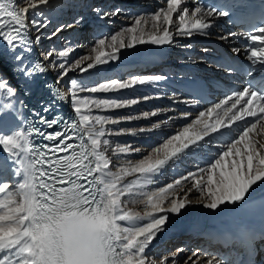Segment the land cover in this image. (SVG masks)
I'll use <instances>...</instances> for the list:
<instances>
[{"label": "snow or ice", "instance_id": "6c2138e0", "mask_svg": "<svg viewBox=\"0 0 264 264\" xmlns=\"http://www.w3.org/2000/svg\"><path fill=\"white\" fill-rule=\"evenodd\" d=\"M190 2L192 7L188 6L189 0H166V5L154 12L136 14L130 26L114 34L101 35L90 54L70 63L65 58L75 51V45L49 49L42 55L52 63L45 64L43 60H31L33 44L38 45L42 37L37 34L33 41L29 32L35 28L40 33L53 23L41 7L51 8L49 0H23V7L16 0H0V40L10 53L14 74L28 84H34L38 75L43 77L50 70H58L55 84L59 86L69 72L79 69L87 73L97 66L114 64L121 59L123 50L138 46L190 49L192 45L180 44V39L210 36L215 20L223 17L247 26L248 43L243 47L249 64L242 65L224 56L217 67L229 76L253 77L259 73L247 80L242 89L200 112L194 121L153 147L148 155L135 163L121 159L118 165L113 164L109 150L112 156L127 157L140 148L114 144L106 137L125 132L136 135V130L107 125L141 116L128 114L113 118L93 114V109L107 112L153 97L97 98L79 94L155 85L168 79L166 75L133 76L126 81L104 79L91 85L70 79L68 94L61 87L55 88L54 93L56 101L70 96L75 119L61 116L48 119L33 110L39 125L57 128L52 132L43 131L24 115L17 89L7 77L0 75V152L4 154L0 157V264H179L176 257L185 248L161 256L158 262L149 249L158 235L167 230L170 215L180 216L191 204L188 194L177 195L184 190L183 181L192 184L189 193L194 189L200 194L199 198L205 201L204 208L217 214H231L234 230L225 233V243L230 245L235 241L244 249L243 254L238 253L231 260L223 255L220 258L207 253L202 256L193 250L184 264L189 261L199 264L200 259L205 264H256L255 256L264 250L256 248V243L264 240V228L256 231L246 221L257 205L254 197L264 185V142H261L264 139V0ZM92 11L108 18L120 15L123 10L109 12L94 7ZM82 21L83 17H77L73 24H59L46 34L47 38ZM218 38H239V34L228 32ZM240 52L241 48L232 49L233 55L238 56ZM54 53L59 63L53 59ZM86 61L91 62L82 66ZM107 71L101 68L92 75L100 76ZM189 86L201 96L207 87L195 79ZM44 87L50 86L45 83ZM25 94H29L27 87ZM51 107L44 105L43 112L47 113ZM156 115L157 110L142 114L143 118ZM160 127L161 122L157 121L147 131ZM222 129L231 132L225 133ZM145 131L139 128V132ZM217 133L221 138H229L221 139V150L210 153L209 159L201 157L202 167L198 161L193 171L148 190L160 182L166 170L178 167L189 156L207 151L208 145L217 139L213 134ZM36 135L58 143L36 144ZM206 137L213 139L206 140ZM9 174L12 179H8ZM127 177L134 179L125 182ZM132 202L144 204L143 215L127 210L128 203Z\"/></svg>", "mask_w": 264, "mask_h": 264}, {"label": "bare ground", "instance_id": "6f19581e", "mask_svg": "<svg viewBox=\"0 0 264 264\" xmlns=\"http://www.w3.org/2000/svg\"><path fill=\"white\" fill-rule=\"evenodd\" d=\"M127 1L124 2L125 4L116 6L117 8L123 10L120 15H126L128 9L130 8L129 6L133 3H137V6H131V7H137L136 10H139V7L140 10H142L143 7L153 9L156 6L155 0H127ZM129 2H133V3L130 4ZM159 2L161 5L162 1L159 0ZM16 4L17 5L19 4V0H16ZM49 5H51L52 7L47 8L46 6H41L45 8L46 13L53 21V23H51L48 26V28H50L51 26L55 25L57 22L60 21L69 22V19L71 21L73 19V16H75L79 10H81L82 8L87 9L88 3L86 2V0H49ZM188 6L189 7L193 6L190 1ZM107 7L108 9H113L111 5L110 6L107 5ZM91 13H93V15L96 14L93 11ZM91 28H92V23L88 24L87 26L81 25V23L74 24V26L69 28L70 30L63 31L60 33V35H58V37L56 38L58 42L61 41L60 40L61 36H67L73 38L72 41L68 42V45L71 44L76 46L75 51L71 53L68 58H65L67 62L70 63L72 59H74V57H79L82 54L84 55L90 54V50L92 46L89 43L85 42L84 38L89 33ZM209 31L211 35L208 37L195 35L191 40L180 39L179 41L180 44H191L192 47L190 49H183L179 46H167L165 48H157L151 45H143V46H138L135 49L123 50L121 59L114 64L97 66L96 69H91L87 73H81L79 69H75L69 72L68 77H65L61 81L60 87L66 94H68L69 88L67 84L70 79H74L91 85V84L99 83L104 79H119L120 77L123 78L125 75L134 74L133 76L166 75L168 78L177 82L182 77H186L189 71L191 70L201 73V70L203 68H208L206 66L209 67L212 66L213 59L212 56L209 55L210 52L203 51L204 47L200 46V42H206L207 40H221L218 38L219 36H221V31L218 28L217 24L214 23V25ZM41 33L42 32L40 31V33L38 34L40 35ZM29 36L33 41L35 40L34 34L31 31L29 32ZM223 41L232 48H234L235 44H233L231 40H226V41L223 40ZM61 44H57V46L60 47L59 49L65 47V45H61ZM47 47H48L47 43L44 46L43 44L41 45L33 44L32 47L35 53L39 56V59L43 60L45 64H48V62L50 61L44 60L43 55L42 56L39 55V52H41L40 51L41 48L45 49ZM50 49H55V48L51 47ZM166 50L169 51L173 50V51L171 53H165ZM154 53L159 54L164 58L163 64L159 67L155 66L152 62L148 63V61L146 60ZM56 62L59 63V60L56 59ZM90 62L91 61H86L82 66H86V64ZM166 63L167 64L172 63V64L171 66H165L167 65ZM0 66L2 65L0 64ZM101 68L108 69V71L100 76L92 75V73L99 71ZM49 72L53 74L55 77L58 75V70H50ZM4 76L7 77V79L9 80L10 77L7 74H5ZM10 83L12 86H14L17 89V93H18V88L14 83V81L12 80L10 81ZM169 86L176 88L174 84H169L164 81H161L155 85L153 84L137 85L134 88L122 89L118 92H110V93L83 92L79 94L81 96H95L97 98L121 97L124 99H130L134 97H145V96L153 97L152 99L149 100H141L139 103L131 105L129 107L114 109L107 112H102L100 110L93 109V113L99 112V113H103V115L111 116L113 118L125 116L128 114L141 116L140 119L121 120L118 124L107 125V127L114 129L115 128L135 129L136 135H132L128 132H125L120 135H111L110 139H112V142H115V144H121V145L131 144L133 148H140L139 152L132 153L130 156L127 157L112 156L111 150H109V156H111L114 165H118L121 159H130L133 163L137 162L141 157L148 155L149 151L153 147H155L156 145L160 144L163 140H165L167 135L170 134L173 135L174 133L182 130L183 126L194 121L199 116L200 112L206 111L209 108V107H201L200 105L193 103L181 93H172L170 91ZM68 99L70 103V96L68 97ZM181 108L184 109L182 110ZM154 110H157L156 116H149L148 118H143L142 116L143 113H151ZM157 121L161 122V127L159 129H154L153 131H147L148 127ZM164 121H167V123H164ZM141 127L145 128L146 131L143 133L139 132V128ZM261 142H264V139H262ZM214 143L216 144V147H221V139H219ZM210 153H212V151L210 145H208L207 151L202 152L196 156H189L188 158L183 160V162H181L178 167L166 170L163 173L160 182L156 185L150 186L148 190L149 191L155 190L156 188L171 182L174 178L180 177L190 171H193L198 161L200 162V166L202 167L204 160L210 158L209 156ZM3 155H4L3 152H0V157H2ZM201 157H203L204 160H202ZM8 178L12 179L10 174ZM131 179H134V177L125 178V182H128ZM183 184H184V190L179 191L177 195L183 197L185 194H188V199L191 201V204L183 210L180 216L170 215L169 223L166 225L167 230L165 232L160 233L157 239L153 241L152 246H150L149 251L151 252L152 255L154 254V256H152L154 257V259L155 256L157 255H160V257L168 255L165 254V252L162 254H159L158 252L165 251V249L167 251L168 248H170L172 245L175 244L176 245L179 244L178 246L182 248V246L189 247L190 245L195 247V243L196 245L197 244L202 245L204 243L201 239L193 237V235L181 236V234L184 232V230H180L181 227L185 225L200 223L205 226V229H211L213 226L217 225L218 223L227 221L231 215L229 213H224V214L213 213L211 210L204 208L203 203L205 201H202L199 197H197V195L200 194L194 189L190 193L188 192V190L192 188V184L189 181H183ZM11 188L12 185H10V190ZM263 195H264V188L263 185H261L254 197V200L262 197ZM124 199L127 200V197H125ZM144 207L145 206L143 203L132 202V203H128L127 210H131L133 212L139 211L141 215H143ZM141 222L142 223L146 222V220ZM188 247L186 248L188 249ZM205 249H207L206 246ZM186 250L177 255L176 259L179 262V264H184V261L188 258V257L185 258V255H187L188 253L186 252ZM190 251L193 252V250L191 249L189 250V252ZM200 254L203 256L202 252H200ZM194 259L196 258L193 257V260ZM156 260L157 262L159 261L158 259ZM188 264H192V261H189ZM199 264H205V260L200 259Z\"/></svg>", "mask_w": 264, "mask_h": 264}, {"label": "rangeland", "instance_id": "374dc122", "mask_svg": "<svg viewBox=\"0 0 264 264\" xmlns=\"http://www.w3.org/2000/svg\"><path fill=\"white\" fill-rule=\"evenodd\" d=\"M126 1L127 0H125V1L124 0H122V1L121 0H86V2L88 3L87 9L82 8L81 10H79L77 12V14L75 16H73V19L71 21H70V19H69V22L68 21H65V22L64 21H60V22H57L55 25L51 26L50 28H45V29L41 30L42 33L40 35H41L42 39H41L39 45L43 44V46H44L47 43L48 47L45 48V49L41 48L42 50L40 49L41 52H39V55L42 56V54L44 52L48 51L51 47L59 50L60 47L57 46V44H61L62 43L61 45H65V47L69 46L68 42L72 41L73 38L67 37V36H61V38H60L61 41L58 42V40L56 38L58 37V35H60L61 32L57 36L52 37L51 39H48L46 34L49 33L51 30H53L55 27H57L59 24H73L74 20L77 17H83V21H82L83 24L81 23V25H86L87 26L88 24L92 23V28L90 29L89 33L84 38V41L89 43L91 46L95 43V40L98 37H100L101 35L114 34V33L118 32L121 28L130 26L132 24V22H133L132 18L135 16V15L132 14V12L136 11V8H137V7H131V6H137V3L129 2L130 4L131 3H133V4H131L129 6L130 8L128 9L126 15H118V16H114V17L101 18L97 14L93 15V13H91L92 9L94 7H99V8H102V9L105 10L107 5H109V6L111 5L113 9H108V7H107L105 11L111 12L114 9H117L116 6L121 5V4H125L124 2H126ZM155 3H156L155 8L151 9V8L143 7L142 10L149 9V10L146 11L147 13L154 12L159 7L165 6L166 5V0H163L161 5H160L159 0H155ZM18 5L21 6V7L25 6L24 3H23V0H19V4ZM138 6H139V4H138ZM139 10H140V7H139ZM174 20H175V17H174ZM66 30H70V29L69 28L68 29L65 28L64 31H66ZM31 32L34 34V37L38 34L36 32L35 28H32ZM81 56H85V55L82 54ZM81 56H79V57H81ZM79 57H74V59H72V60L78 59ZM53 59L56 61L55 56L53 57ZM50 63H52V61L48 62V64H50ZM0 70H1L0 71V75L4 76V71H3L4 69L2 68V66H0ZM133 75L134 74L125 75L123 78L120 77L119 79L121 81H126L127 79L131 78V76H133ZM117 78H118V75H117ZM93 114L103 115V113H99V112L93 113ZM170 136H171V134L167 135L166 138H168ZM106 138H108L110 141H112V139H110V136H108ZM113 143L115 144V142H113ZM199 196L200 195H197V197H199ZM178 245L179 244L172 245L170 248L167 249V251L165 249V251H161V252H158V253L159 254H162L164 252H165V254L173 253V252H175L176 249H178V248L175 249V247H177ZM186 252H188V253H187V255H185V258L189 257L192 254V251L189 252L187 250ZM186 252H185V254H186ZM152 256H154V254ZM159 258H160V255L155 256V259L159 260Z\"/></svg>", "mask_w": 264, "mask_h": 264}]
</instances>
